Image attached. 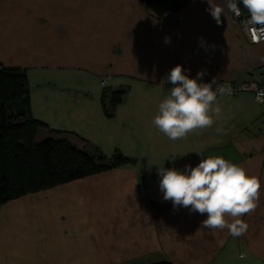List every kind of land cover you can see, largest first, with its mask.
<instances>
[{
  "label": "crops",
  "instance_id": "1",
  "mask_svg": "<svg viewBox=\"0 0 264 264\" xmlns=\"http://www.w3.org/2000/svg\"><path fill=\"white\" fill-rule=\"evenodd\" d=\"M212 3L219 25L208 0L162 16L142 0H0V64L26 74L30 116L44 125L36 142L132 161L2 206L0 264H264V105L217 97L212 127L176 141L152 124L177 64L201 83L264 87V43L233 25L227 0ZM197 151L260 178L243 235L201 228L207 214L163 199L158 168L195 167Z\"/></svg>",
  "mask_w": 264,
  "mask_h": 264
},
{
  "label": "clouds",
  "instance_id": "2",
  "mask_svg": "<svg viewBox=\"0 0 264 264\" xmlns=\"http://www.w3.org/2000/svg\"><path fill=\"white\" fill-rule=\"evenodd\" d=\"M241 2L250 15L247 21L249 31L264 33V0ZM208 4L207 11L219 25L224 9L213 4L212 0H208ZM227 8L236 16L241 15L237 0H227ZM169 42L170 37H165V43ZM203 75L201 71L196 78H190L183 66L177 64L161 80V86L170 82L173 87L159 103L152 124L168 139H185L197 130L212 127L213 116H219L220 108L215 106L217 95H230L231 87L216 85L215 79L211 83H201ZM213 84L216 85L215 90ZM196 153L202 159L195 167L185 165L184 170L158 168L163 199L171 201L173 208L182 206L190 212L207 214V218L201 221V228L213 231L227 229L233 237L243 235L248 225L241 217L254 212L258 205L262 186L260 178L249 175L244 167L221 156L204 158L201 152Z\"/></svg>",
  "mask_w": 264,
  "mask_h": 264
},
{
  "label": "trees",
  "instance_id": "3",
  "mask_svg": "<svg viewBox=\"0 0 264 264\" xmlns=\"http://www.w3.org/2000/svg\"><path fill=\"white\" fill-rule=\"evenodd\" d=\"M148 12L162 16L179 11L188 0H142ZM243 15L250 18L242 2ZM124 92H113L114 106L122 103ZM43 124L29 113V86L24 71L0 64V208L14 200L41 193L110 171L132 161L115 154L78 150L64 140L36 142Z\"/></svg>",
  "mask_w": 264,
  "mask_h": 264
},
{
  "label": "built area",
  "instance_id": "4",
  "mask_svg": "<svg viewBox=\"0 0 264 264\" xmlns=\"http://www.w3.org/2000/svg\"><path fill=\"white\" fill-rule=\"evenodd\" d=\"M237 3L239 6L238 1H237ZM230 14H231L233 25L235 27L240 28L243 35L247 38L248 42L251 45H258V44L264 43V33L259 32V31L252 33L249 31L250 26L247 24L249 17H247L246 15H243L242 12H241L240 16H236L231 11H230ZM216 85H230L231 94L229 95L226 93V94L222 95L224 97H234V96L242 94V93H251L254 96V100L258 105H264V87H262L259 84V82H253V83H249V84L217 83ZM216 85L213 84V90H215ZM222 96L219 94L217 95V97H222Z\"/></svg>",
  "mask_w": 264,
  "mask_h": 264
}]
</instances>
